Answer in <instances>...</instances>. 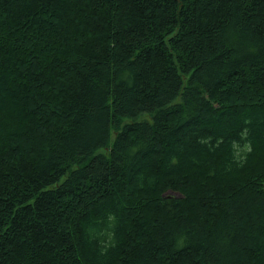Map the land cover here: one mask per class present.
I'll return each mask as SVG.
<instances>
[{"label": "trees", "instance_id": "16d2710c", "mask_svg": "<svg viewBox=\"0 0 264 264\" xmlns=\"http://www.w3.org/2000/svg\"><path fill=\"white\" fill-rule=\"evenodd\" d=\"M0 264H264V0H0Z\"/></svg>", "mask_w": 264, "mask_h": 264}, {"label": "rangeland", "instance_id": "374dc122", "mask_svg": "<svg viewBox=\"0 0 264 264\" xmlns=\"http://www.w3.org/2000/svg\"><path fill=\"white\" fill-rule=\"evenodd\" d=\"M111 137H112V135H111Z\"/></svg>", "mask_w": 264, "mask_h": 264}]
</instances>
